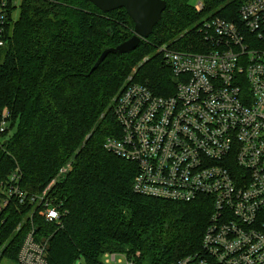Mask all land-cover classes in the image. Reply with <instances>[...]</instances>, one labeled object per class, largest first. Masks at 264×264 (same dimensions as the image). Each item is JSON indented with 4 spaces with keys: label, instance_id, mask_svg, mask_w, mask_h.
<instances>
[{
    "label": "trees",
    "instance_id": "trees-1",
    "mask_svg": "<svg viewBox=\"0 0 264 264\" xmlns=\"http://www.w3.org/2000/svg\"><path fill=\"white\" fill-rule=\"evenodd\" d=\"M164 1L148 38L130 52L108 54L92 72L105 47L134 33L124 8L22 0L9 19L0 47V123L7 111L0 131V261L18 263L31 228L37 241H46L47 264H98L105 252L124 253L135 264H174L199 251L210 203L134 192L136 164L104 147L107 137L120 134L112 103L128 82L158 95L173 91L161 45L199 52L207 45V22L239 20L240 0H203L201 10L194 0ZM3 183H20L29 196L53 183L46 193L59 219L46 221L37 201L11 198L2 205Z\"/></svg>",
    "mask_w": 264,
    "mask_h": 264
},
{
    "label": "built area",
    "instance_id": "built-area-1",
    "mask_svg": "<svg viewBox=\"0 0 264 264\" xmlns=\"http://www.w3.org/2000/svg\"><path fill=\"white\" fill-rule=\"evenodd\" d=\"M21 1L0 0V47ZM194 7L201 10L203 0ZM237 13V22H207L202 51L160 48L173 94L131 81L113 98L120 134L107 137L104 147L136 164L134 192L186 203L203 197L211 205L199 251L174 264H264V0H240ZM2 115L0 131L7 111ZM2 185V205L11 198L37 201L46 221L59 219L46 190L29 196L20 183ZM46 246L31 228L18 263L47 264ZM98 264L135 263L105 252Z\"/></svg>",
    "mask_w": 264,
    "mask_h": 264
},
{
    "label": "water",
    "instance_id": "water-1",
    "mask_svg": "<svg viewBox=\"0 0 264 264\" xmlns=\"http://www.w3.org/2000/svg\"><path fill=\"white\" fill-rule=\"evenodd\" d=\"M101 11L124 8L134 24V33L114 47H105L91 67V72L110 53L123 54L134 50L142 39L148 38L166 7L164 0H90Z\"/></svg>",
    "mask_w": 264,
    "mask_h": 264
},
{
    "label": "rangeland",
    "instance_id": "rangeland-1",
    "mask_svg": "<svg viewBox=\"0 0 264 264\" xmlns=\"http://www.w3.org/2000/svg\"><path fill=\"white\" fill-rule=\"evenodd\" d=\"M16 12H14L13 13V15L14 16H17L18 15V10H15ZM162 46H166V45H161V47ZM135 68L132 70V74L135 72ZM134 81H136V78L134 79ZM141 83V82H140ZM143 84V83H142ZM173 87L174 86H172V92L170 93V94H168V95H162V96H169V95H171V94H173L174 93V91H175V89H173ZM156 94V93H155ZM158 95V94H157ZM53 183H50L44 190H43V192L39 195H35V196H38V197H40L41 195H43V193L45 192V190H46V192H47V189H49V187L52 185ZM0 264H19V263H15V262H12V261H10V260H7V259H5V258H3L1 261H0ZM76 264H85V261L83 260V259H78V260H76Z\"/></svg>",
    "mask_w": 264,
    "mask_h": 264
}]
</instances>
